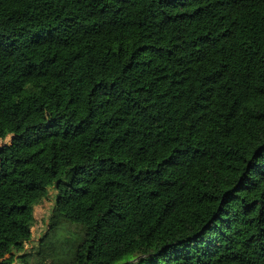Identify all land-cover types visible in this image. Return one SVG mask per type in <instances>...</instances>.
I'll return each instance as SVG.
<instances>
[{
	"label": "trees",
	"instance_id": "1",
	"mask_svg": "<svg viewBox=\"0 0 264 264\" xmlns=\"http://www.w3.org/2000/svg\"><path fill=\"white\" fill-rule=\"evenodd\" d=\"M8 136L0 264L52 185L82 237L22 264H264V0H0Z\"/></svg>",
	"mask_w": 264,
	"mask_h": 264
},
{
	"label": "rangeland",
	"instance_id": "2",
	"mask_svg": "<svg viewBox=\"0 0 264 264\" xmlns=\"http://www.w3.org/2000/svg\"><path fill=\"white\" fill-rule=\"evenodd\" d=\"M12 136H8L5 140L0 139V146L8 142ZM58 189L55 185L49 187V194L39 204L35 205L34 213L36 221L32 227V237L26 243L24 250L19 251L13 248L4 253L6 258L13 257L10 264H22L24 261L21 256H27L30 263L38 260L40 252L51 253L58 259H69L75 250V245L82 237V228L80 226L67 225L66 223L59 228L51 230L52 224L59 220L57 211H53L56 206ZM126 202L129 211V221L134 224L142 223L145 219L143 209L136 203L134 195L129 191L126 193ZM49 234V236H47ZM43 244V249H42ZM116 245V244H115ZM55 246V247H54ZM114 244L106 237H100L97 246L95 247V261L101 262L104 256L112 250ZM52 257V256H51ZM51 257H48L50 259ZM54 257V256H53ZM52 259V258H51Z\"/></svg>",
	"mask_w": 264,
	"mask_h": 264
},
{
	"label": "crops",
	"instance_id": "3",
	"mask_svg": "<svg viewBox=\"0 0 264 264\" xmlns=\"http://www.w3.org/2000/svg\"><path fill=\"white\" fill-rule=\"evenodd\" d=\"M11 249V252L13 253V248H10ZM10 249H8V248H6L4 251H3V255H4V253H6L7 251H9ZM2 255V259H6V256H3Z\"/></svg>",
	"mask_w": 264,
	"mask_h": 264
}]
</instances>
